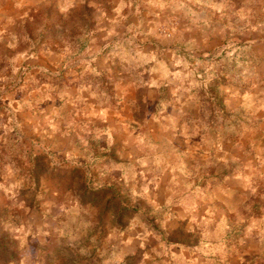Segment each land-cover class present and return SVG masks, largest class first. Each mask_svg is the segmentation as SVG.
I'll list each match as a JSON object with an SVG mask.
<instances>
[{"label": "rangeland", "instance_id": "374dc122", "mask_svg": "<svg viewBox=\"0 0 264 264\" xmlns=\"http://www.w3.org/2000/svg\"><path fill=\"white\" fill-rule=\"evenodd\" d=\"M105 152L165 186L98 228ZM0 154V264H264V0H0Z\"/></svg>", "mask_w": 264, "mask_h": 264}, {"label": "crops", "instance_id": "0c3cea01", "mask_svg": "<svg viewBox=\"0 0 264 264\" xmlns=\"http://www.w3.org/2000/svg\"><path fill=\"white\" fill-rule=\"evenodd\" d=\"M109 151L114 152V149L110 148ZM110 152L100 154L93 159V168L90 175L92 177L88 178L87 186L84 183L85 190L82 193L83 196L92 194L94 196L91 200L94 201L93 205L100 208L99 210L94 209L92 212L93 226L98 228L101 226L98 218L104 217L108 212H111L109 216L112 215L111 218L115 223L124 214L130 216L139 214L138 203L145 201L149 193L152 195L159 194L158 189L165 186V181L154 179V167L147 157L144 158L139 153L130 157L131 154L126 155L123 153L121 155ZM64 156L60 162L55 164L49 161L52 160V154H48L50 169H55V165H60L71 170H88L78 163V158L72 157L68 160ZM56 179L49 178L50 181ZM100 202L105 207L100 206ZM75 203L76 200L73 194H68V191L53 189L52 185L51 190L48 192V214L46 216L39 215L38 217L44 224H48V231L50 230L53 235L63 236L65 235L63 230L60 231L57 227L58 219L68 209V206H73Z\"/></svg>", "mask_w": 264, "mask_h": 264}, {"label": "clouds", "instance_id": "9594fccd", "mask_svg": "<svg viewBox=\"0 0 264 264\" xmlns=\"http://www.w3.org/2000/svg\"><path fill=\"white\" fill-rule=\"evenodd\" d=\"M63 11V9L61 10ZM111 144V138L109 137V145ZM23 165V161L14 158L12 155L4 156L3 154H0V167H7L12 166L19 168V166ZM17 231H22L21 229H17ZM261 244L264 245V240L261 241ZM10 264H13L12 261H10Z\"/></svg>", "mask_w": 264, "mask_h": 264}]
</instances>
